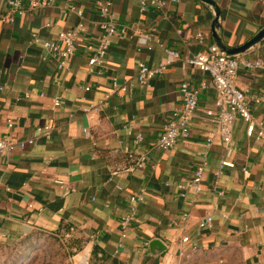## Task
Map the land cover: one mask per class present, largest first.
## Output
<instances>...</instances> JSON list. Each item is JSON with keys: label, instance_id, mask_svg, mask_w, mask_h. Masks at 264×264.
Returning <instances> with one entry per match:
<instances>
[{"label": "crops", "instance_id": "crops-1", "mask_svg": "<svg viewBox=\"0 0 264 264\" xmlns=\"http://www.w3.org/2000/svg\"><path fill=\"white\" fill-rule=\"evenodd\" d=\"M99 1L73 0L78 17L62 0L22 16L0 0V139H34L0 156V256L36 232L64 230L85 244L78 264H264V144L246 137L245 123L236 119L228 144L216 135L206 147L212 130L207 112L216 99L210 76L165 52L184 58L214 46L212 9L199 0H165L162 11H140L138 0H109L127 33L113 38L103 66L89 74ZM211 1L220 10L225 46L239 47L264 28V0ZM78 24L85 31L63 69L40 45L28 43L31 34L55 41ZM237 57L263 65L240 68L235 85L264 124V99H250L264 90V39ZM168 61L150 88L135 83L139 62L151 67ZM113 78L118 85L132 83V90L114 92L98 112L85 114L84 107L99 105L110 93ZM182 83L198 90L191 136L160 150L156 140L181 104ZM45 127L48 136H38L37 128ZM140 158L143 167L137 168ZM221 162L233 168L215 176ZM199 166L204 173L197 193L188 185ZM138 195L142 201L124 234L122 218ZM206 217L212 227L200 229ZM185 237L189 243L181 252ZM155 239L166 247L158 256L149 248Z\"/></svg>", "mask_w": 264, "mask_h": 264}, {"label": "built area", "instance_id": "built-area-1", "mask_svg": "<svg viewBox=\"0 0 264 264\" xmlns=\"http://www.w3.org/2000/svg\"><path fill=\"white\" fill-rule=\"evenodd\" d=\"M64 7L69 12H74L78 17H81V12L76 9L73 0H62ZM177 2V0H170ZM57 0H7L6 4L11 13L18 16L24 15L28 11H34L39 8L51 7L55 5ZM140 11H145L147 7L162 11L166 6L165 0H138ZM97 13L100 18L98 28L100 30L96 40V48L94 54L88 59L86 69L89 74H92L96 68H101L108 55L109 48L115 36H126L127 28L125 26H118L115 22L114 12L112 11V4L109 0H102L97 2ZM12 19L9 18V21ZM45 27H49L48 24ZM85 31L83 24H78L70 30L62 31L57 35L55 41H42L37 34H31L29 39L30 45H40L46 54L50 55L56 61V67L63 69L67 61L74 56L76 46L80 40L81 34ZM171 60H179L182 67L192 66L198 70L207 73L210 76L212 85L216 91V99L214 103V111L207 112L208 121L212 127L209 137L206 139V147L212 143L213 137L218 136L221 140L228 144L231 141V127L236 119H240L245 123V135L248 138L254 137L256 140L264 144V124L254 118L249 107L246 94L239 90L235 81L238 76V70L244 68L246 70H253L256 68H263L259 61L242 60L238 57H226L222 55L215 46H210L205 52L194 54L190 57L181 58L177 52L165 51ZM170 61L156 66L148 67L144 63L137 64V75L135 83L145 88H150L151 82L154 78L162 75L165 72L166 65ZM100 75V70L97 71ZM133 84L122 83L118 85L117 79L112 80V90L105 95V98L99 105H88L82 109L85 114L90 112H98L101 107L106 105L107 99L114 92L131 91ZM4 86L0 84V92ZM88 90V88H85ZM181 104L173 111L166 124L163 126V131L156 140V146L160 150L172 149L179 140L188 139L191 136V122L195 116L198 103V90L190 87L186 83L180 86ZM42 95H40L41 97ZM29 96L26 95V98ZM255 103H259L264 99V90L261 95L250 97ZM53 106L55 108L60 106V100L54 98ZM13 120L7 121V127L12 128ZM37 135L44 134L48 136L50 127L37 128ZM87 135V130H83ZM143 141L141 135L135 136L134 143L139 144ZM34 139H28L20 142H12L7 138L0 139V156L5 155L16 148H24L26 145H32ZM143 158H140L137 163V168L143 167ZM233 168V164L229 162H221L219 170L215 172V176L222 174L223 169ZM204 173V167H197L188 185L197 193L201 192V180ZM216 184V182H215ZM219 197L223 196L222 192L218 193ZM142 201V197L132 196L129 199L128 213L122 218L121 227L123 233L128 229L132 220L137 214V205ZM200 229L212 227V218L206 217L198 222ZM189 243L187 237L180 242L179 249L185 252ZM192 250H196L192 246Z\"/></svg>", "mask_w": 264, "mask_h": 264}, {"label": "rangeland", "instance_id": "rangeland-1", "mask_svg": "<svg viewBox=\"0 0 264 264\" xmlns=\"http://www.w3.org/2000/svg\"><path fill=\"white\" fill-rule=\"evenodd\" d=\"M83 240L64 230L36 232L0 256V264H78Z\"/></svg>", "mask_w": 264, "mask_h": 264}, {"label": "water", "instance_id": "water-1", "mask_svg": "<svg viewBox=\"0 0 264 264\" xmlns=\"http://www.w3.org/2000/svg\"><path fill=\"white\" fill-rule=\"evenodd\" d=\"M202 3L209 6L213 13L214 18L211 25V31H212V38L214 40V46L217 48V50L226 57H237L239 55H242L246 53L248 50H250L252 47H254L256 44L261 42L264 39V28H262L252 39H250L245 44L236 47V48H229L225 46L220 37H219V19H220V10L216 6V4L211 0H199ZM149 248L153 255H160L162 252L166 250V247L160 240H152L149 244ZM154 249L156 252H153Z\"/></svg>", "mask_w": 264, "mask_h": 264}]
</instances>
